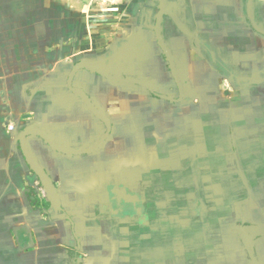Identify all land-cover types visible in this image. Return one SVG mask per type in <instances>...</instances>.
I'll return each instance as SVG.
<instances>
[{"label": "crops", "instance_id": "obj_1", "mask_svg": "<svg viewBox=\"0 0 264 264\" xmlns=\"http://www.w3.org/2000/svg\"><path fill=\"white\" fill-rule=\"evenodd\" d=\"M61 1L108 39L91 70H0V263L202 264L221 226V263L264 264V0H166L161 41L140 0Z\"/></svg>", "mask_w": 264, "mask_h": 264}, {"label": "rangeland", "instance_id": "obj_2", "mask_svg": "<svg viewBox=\"0 0 264 264\" xmlns=\"http://www.w3.org/2000/svg\"><path fill=\"white\" fill-rule=\"evenodd\" d=\"M57 1L58 0H0V70H41V68L48 70H61L60 68L62 67V64L67 65L69 70H86L87 68V70H91V68H93L91 67L92 58L90 57V55L93 56V53L95 54L102 51L104 46L103 44L107 41L108 38L105 36V40H101L100 42H98V45L95 44L94 46H90V44L87 42V39L91 36L92 39L94 38V40H97V37L102 34L99 28L97 26L92 28L82 26L78 28L77 31V28L74 27V23L78 19V16H74L73 13L69 10L62 11L61 9H59L61 5H58ZM59 1L63 2L61 0ZM70 1L72 3H76L77 5H85L86 2H89L91 0ZM140 1L143 2L146 7H151L152 5L156 9L154 32L156 34V38L161 41L159 35V28L162 24L163 15L166 14L165 10L163 9V3H165L166 0ZM243 1L244 0H242V2ZM189 4L194 7L195 10L199 6H208L207 2H205L204 0H190ZM200 8H198L197 13H195V16L203 15V13H201ZM82 23L84 24L85 22L82 21ZM196 31H198V27ZM79 33L80 35L86 33V37L82 43L80 41H75ZM198 34H200V32ZM214 39L218 40L219 38ZM42 40L44 41L42 42ZM217 44H223L222 40H220V42L216 41L215 46ZM96 46L99 47L96 48ZM43 47H45L44 50ZM91 49L92 52L90 51ZM244 56L246 55L243 54L242 57ZM42 58L45 59L44 64H41L40 62ZM227 60L228 59L217 58L216 61L221 63L222 66H224L225 64L228 67L229 64ZM89 62H91L90 66ZM217 62H215V60L213 59L207 61V63L210 64L209 72L211 75H213V79H215V84H218L219 87H217L221 89V91L228 90V88L232 89L230 90L231 93H226V95H232L236 91V89L234 90L232 88L233 86L230 85L231 80H228L229 78L231 79L232 74L228 75L227 72H223V74L221 73V75H219L218 73H216V71H214V65ZM236 62L237 61L235 60V63ZM240 63H249V61L245 60ZM47 64H49V66H47ZM192 76L194 78H200L197 72H192ZM219 81H221L222 83H220ZM25 88L27 89L28 87ZM222 98H224V100H227V97ZM229 103L232 107V110L234 107H236V105H238L236 104V100L231 98ZM0 124L2 126L1 132L2 134H5V130H8L6 122L2 120ZM197 125H199V122ZM3 128H5V130ZM21 130H19V132ZM245 165L246 168L244 169L251 170L249 167H247L248 165L246 163ZM197 216L199 217L200 215ZM233 217V213L230 215L221 214V216L219 217V223H222V221L224 220L226 222H231ZM215 222H218L217 218ZM219 227L221 226L209 227L210 233L208 239L210 240V249L209 253H206L207 256L206 254H203L205 260L204 262H201L202 264H231L226 259V263H221L224 261L222 259V256H220V248L216 246L218 242L216 238L219 236ZM116 237L120 241V237L122 236L118 235ZM118 246H120V244ZM132 246L133 245H131V248ZM45 247L47 249H42L41 247H32L29 250L34 251V249H37L38 255H41L43 259L47 258L43 255L51 254L52 250L58 251L56 247ZM127 248L128 247H118V251H122L123 249ZM48 249H50V252H48ZM64 249L68 251V256L66 253V256L68 258L66 260V264H74L77 258V252L74 249H68L66 247L60 248V252L63 253L65 251ZM3 253L4 251L1 253L0 246V257ZM71 253H73V256L71 255ZM249 253L250 251L247 253L248 256L246 257V259L248 260L250 258ZM43 263L44 262L42 260L40 264Z\"/></svg>", "mask_w": 264, "mask_h": 264}, {"label": "built area", "instance_id": "obj_3", "mask_svg": "<svg viewBox=\"0 0 264 264\" xmlns=\"http://www.w3.org/2000/svg\"><path fill=\"white\" fill-rule=\"evenodd\" d=\"M8 129L12 131L13 130V126L8 125Z\"/></svg>", "mask_w": 264, "mask_h": 264}, {"label": "trees", "instance_id": "obj_4", "mask_svg": "<svg viewBox=\"0 0 264 264\" xmlns=\"http://www.w3.org/2000/svg\"><path fill=\"white\" fill-rule=\"evenodd\" d=\"M71 255L73 256V253H71Z\"/></svg>", "mask_w": 264, "mask_h": 264}, {"label": "water", "instance_id": "obj_5", "mask_svg": "<svg viewBox=\"0 0 264 264\" xmlns=\"http://www.w3.org/2000/svg\"><path fill=\"white\" fill-rule=\"evenodd\" d=\"M84 65V64H83ZM85 66V65H84ZM88 66V65H87Z\"/></svg>", "mask_w": 264, "mask_h": 264}, {"label": "bare ground", "instance_id": "obj_6", "mask_svg": "<svg viewBox=\"0 0 264 264\" xmlns=\"http://www.w3.org/2000/svg\"><path fill=\"white\" fill-rule=\"evenodd\" d=\"M164 9V8H163ZM162 10V9H161Z\"/></svg>", "mask_w": 264, "mask_h": 264}]
</instances>
